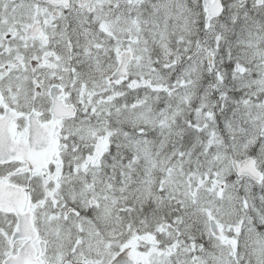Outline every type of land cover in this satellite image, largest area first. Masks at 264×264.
I'll return each mask as SVG.
<instances>
[{"label": "snow or ice", "instance_id": "6c2138e0", "mask_svg": "<svg viewBox=\"0 0 264 264\" xmlns=\"http://www.w3.org/2000/svg\"><path fill=\"white\" fill-rule=\"evenodd\" d=\"M0 264H264V0H0Z\"/></svg>", "mask_w": 264, "mask_h": 264}]
</instances>
